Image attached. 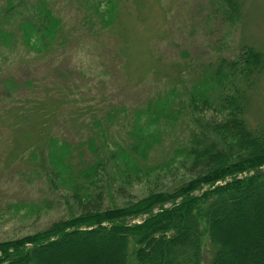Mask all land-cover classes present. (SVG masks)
I'll list each match as a JSON object with an SVG mask.
<instances>
[{"label": "rangeland", "instance_id": "rangeland-1", "mask_svg": "<svg viewBox=\"0 0 264 264\" xmlns=\"http://www.w3.org/2000/svg\"><path fill=\"white\" fill-rule=\"evenodd\" d=\"M24 2L28 15L48 6L61 18L62 32L49 49L28 51L18 27L20 13L16 20L7 14L12 4L20 11V0H0V29L11 35L0 37V241L32 234L78 212L74 192L85 186L100 192L102 207H112L189 179L176 156L189 134L187 117L163 118L156 125L161 139L146 160L139 159L138 172L125 175V166L118 169L109 161L94 184H88L78 171L94 157L87 137L94 136L103 149L127 148L135 117L147 116L137 111L156 101V95L170 98L177 110L193 86L205 81L218 57L232 58L250 45L264 60V0H239L241 13L234 22L219 0H116L114 19L103 29L88 17L97 15L93 9L103 11L106 0ZM242 90L247 123L264 126V63L255 81ZM33 101L40 111L21 113ZM33 136L42 138L43 150L46 142L50 147L49 137L57 141L55 146L73 149L70 167L77 185L64 173L58 177L40 167V156L33 157L40 154Z\"/></svg>", "mask_w": 264, "mask_h": 264}, {"label": "trees", "instance_id": "trees-1", "mask_svg": "<svg viewBox=\"0 0 264 264\" xmlns=\"http://www.w3.org/2000/svg\"><path fill=\"white\" fill-rule=\"evenodd\" d=\"M219 3L230 21L239 19V0ZM24 4L20 0V11L12 4L7 14L16 20L20 13L18 27L28 51L43 52L62 32L61 18L46 5L28 15ZM116 5V0H106V8L93 9L97 15L90 13L88 22L96 19L102 29L107 27ZM8 36L10 32L0 29L1 39ZM263 63L259 50L243 45L234 57H218L210 64L205 81L193 86L177 110L170 98L153 96L156 101L137 111L147 116L135 117L127 148L103 149L95 145L94 136L87 137L94 157L78 172L94 184L99 169L109 161L118 169L125 166V175L140 171L139 159L146 160L161 139L156 125L163 118L187 117L189 134L176 148V156L191 177L168 190L151 191L112 207H102L100 192L91 187L85 186L81 193L75 190L78 212L32 234L0 241V264H264V126L247 123L242 90L255 81ZM27 109L40 111L36 101L21 113L27 114ZM209 110L214 115L206 117L203 112ZM33 139V148L40 149L33 155L40 156V167L58 177L64 173L72 182L73 149L55 146L57 141L49 137L50 147L46 142L43 150L42 138ZM137 217L139 222L131 221Z\"/></svg>", "mask_w": 264, "mask_h": 264}]
</instances>
